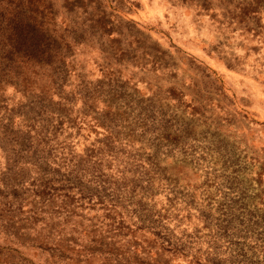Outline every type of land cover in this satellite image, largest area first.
<instances>
[{
  "label": "rangeland",
  "instance_id": "obj_1",
  "mask_svg": "<svg viewBox=\"0 0 264 264\" xmlns=\"http://www.w3.org/2000/svg\"><path fill=\"white\" fill-rule=\"evenodd\" d=\"M0 264H264V0H0Z\"/></svg>",
  "mask_w": 264,
  "mask_h": 264
},
{
  "label": "clouds",
  "instance_id": "obj_2",
  "mask_svg": "<svg viewBox=\"0 0 264 264\" xmlns=\"http://www.w3.org/2000/svg\"><path fill=\"white\" fill-rule=\"evenodd\" d=\"M9 91H11V89H9Z\"/></svg>",
  "mask_w": 264,
  "mask_h": 264
}]
</instances>
